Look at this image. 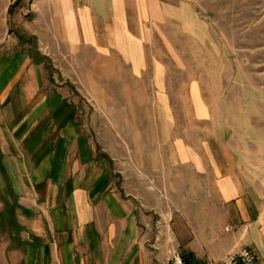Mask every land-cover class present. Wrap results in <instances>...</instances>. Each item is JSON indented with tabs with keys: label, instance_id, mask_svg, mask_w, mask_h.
Instances as JSON below:
<instances>
[{
	"label": "crops",
	"instance_id": "obj_1",
	"mask_svg": "<svg viewBox=\"0 0 264 264\" xmlns=\"http://www.w3.org/2000/svg\"><path fill=\"white\" fill-rule=\"evenodd\" d=\"M11 9L0 48V264H166L152 247L155 213L99 146L91 105L61 79L56 57L32 46L86 50L101 79L147 74L154 87L166 69L148 63L151 28L171 17L172 6L17 0ZM228 128L195 142L169 141L181 172L179 189L169 199L165 192L164 216L175 213L172 233L187 264L245 247L264 255V149Z\"/></svg>",
	"mask_w": 264,
	"mask_h": 264
},
{
	"label": "rangeland",
	"instance_id": "obj_2",
	"mask_svg": "<svg viewBox=\"0 0 264 264\" xmlns=\"http://www.w3.org/2000/svg\"><path fill=\"white\" fill-rule=\"evenodd\" d=\"M12 1L0 0V48L11 32L17 0ZM163 1L172 6L171 17L151 28L153 59L148 63L166 73L156 75L154 87L147 74H121L117 82L110 76L101 79L99 64L89 66L95 59L86 50L63 43L32 47L43 56L53 54L61 79L72 82L77 97L91 105L99 146L131 192L152 207L154 240L159 238L155 251L166 254L162 236L168 228L173 232L175 213L164 216L169 212L164 195L169 199L179 189L176 174L181 172L171 155L172 138L195 142L201 133L210 138L229 126L234 137L261 142L264 149V0ZM172 239L171 246L178 247L174 234Z\"/></svg>",
	"mask_w": 264,
	"mask_h": 264
},
{
	"label": "built area",
	"instance_id": "obj_3",
	"mask_svg": "<svg viewBox=\"0 0 264 264\" xmlns=\"http://www.w3.org/2000/svg\"><path fill=\"white\" fill-rule=\"evenodd\" d=\"M228 230V229H227ZM166 232V231H165ZM164 232V233H165ZM163 233V234H164ZM172 231L168 228L167 234L162 236L167 244V251H166V264H187L184 256L180 252L178 247H172ZM159 238L156 237L152 243V247L154 250H158V240ZM203 264H264V255H257L252 250L248 248H241L236 252H232L224 256L219 261L208 260Z\"/></svg>",
	"mask_w": 264,
	"mask_h": 264
}]
</instances>
